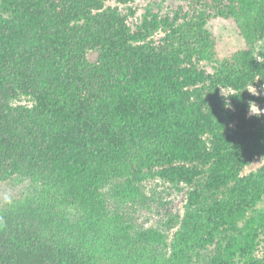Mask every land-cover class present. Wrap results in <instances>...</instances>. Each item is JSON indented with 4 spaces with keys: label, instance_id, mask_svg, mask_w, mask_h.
<instances>
[{
    "label": "trees",
    "instance_id": "1",
    "mask_svg": "<svg viewBox=\"0 0 264 264\" xmlns=\"http://www.w3.org/2000/svg\"><path fill=\"white\" fill-rule=\"evenodd\" d=\"M263 86L264 0H0V264H264Z\"/></svg>",
    "mask_w": 264,
    "mask_h": 264
},
{
    "label": "rangeland",
    "instance_id": "2",
    "mask_svg": "<svg viewBox=\"0 0 264 264\" xmlns=\"http://www.w3.org/2000/svg\"><path fill=\"white\" fill-rule=\"evenodd\" d=\"M138 2H141V0H137ZM92 59L95 58V56H92L91 57ZM262 94H264V86L262 87V90L261 92ZM264 112V105L263 106H253L252 107V113L253 114H260V113H263ZM264 164V157H261V158H257L253 164L248 167L246 169V173H249L251 171H255L257 168H259L260 166H262ZM20 190H12L9 185H6V184H2L0 185V207L3 206L4 204H6L8 202V199L10 198V196L14 195V196H18L20 195ZM173 195L171 198H168V201L170 199H176V194L177 192L176 191H172L171 192ZM180 207V204L179 202H175L170 208L172 210L173 213H177V209Z\"/></svg>",
    "mask_w": 264,
    "mask_h": 264
}]
</instances>
